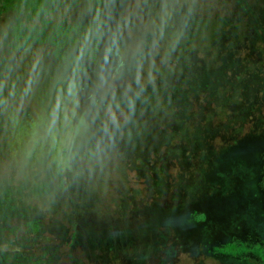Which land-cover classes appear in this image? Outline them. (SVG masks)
<instances>
[{"label": "rangeland", "instance_id": "obj_1", "mask_svg": "<svg viewBox=\"0 0 264 264\" xmlns=\"http://www.w3.org/2000/svg\"><path fill=\"white\" fill-rule=\"evenodd\" d=\"M194 1L77 0L0 66L13 213L72 264H264V0Z\"/></svg>", "mask_w": 264, "mask_h": 264}, {"label": "trees", "instance_id": "obj_2", "mask_svg": "<svg viewBox=\"0 0 264 264\" xmlns=\"http://www.w3.org/2000/svg\"><path fill=\"white\" fill-rule=\"evenodd\" d=\"M192 10L200 3L194 0H177ZM77 0H0V66L20 47L37 41H56L57 37H68L69 15ZM11 15L12 20L5 21ZM66 31V32H65ZM96 47L90 48L92 58ZM261 185L264 187V153L261 155ZM15 175V164L8 154L4 137V125L0 119V244L11 240L20 250L2 251L0 264H72L71 256L87 260L83 252L76 255L70 242L58 239L51 245L39 239L36 224L25 221L13 213L15 210L11 182ZM196 264L186 253L177 251L173 264H180V256ZM187 264V263H182ZM202 264H216L205 260Z\"/></svg>", "mask_w": 264, "mask_h": 264}]
</instances>
